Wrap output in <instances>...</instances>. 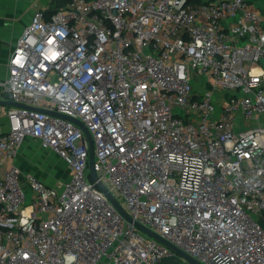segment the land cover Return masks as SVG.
Listing matches in <instances>:
<instances>
[{
  "label": "built area",
  "instance_id": "obj_1",
  "mask_svg": "<svg viewBox=\"0 0 264 264\" xmlns=\"http://www.w3.org/2000/svg\"><path fill=\"white\" fill-rule=\"evenodd\" d=\"M262 0H58L0 97V264H264ZM196 76L203 79L196 85ZM94 144L95 180L89 170ZM27 137L70 168L22 177ZM21 178L33 188L30 202Z\"/></svg>",
  "mask_w": 264,
  "mask_h": 264
},
{
  "label": "crops",
  "instance_id": "obj_2",
  "mask_svg": "<svg viewBox=\"0 0 264 264\" xmlns=\"http://www.w3.org/2000/svg\"><path fill=\"white\" fill-rule=\"evenodd\" d=\"M261 3L264 13V0ZM60 5L58 0H0V82L8 76L11 52L29 25L33 13L38 10L54 12ZM9 107L11 106L0 105V133L9 129ZM14 161L21 170L22 177L31 173L46 183L57 186H60L70 173L66 163L60 169L57 164H50L49 161L60 162V157L52 149L43 146L40 140L32 137L24 140ZM46 166V170L43 169Z\"/></svg>",
  "mask_w": 264,
  "mask_h": 264
},
{
  "label": "water",
  "instance_id": "obj_3",
  "mask_svg": "<svg viewBox=\"0 0 264 264\" xmlns=\"http://www.w3.org/2000/svg\"><path fill=\"white\" fill-rule=\"evenodd\" d=\"M262 62L264 63V59L262 60ZM0 105L3 106H19V107H27L25 104H21L15 101H11V100H4V99H0ZM52 114L61 116V117H66L69 118L75 122H77L86 132L89 140H90V156H89V171L90 174L92 175V177L95 180H98V176L97 173L95 171L94 168V144H93V139H92V135L91 132L89 131V129L80 121L71 118L69 116H66L65 114H60L57 112H51ZM99 186L108 194V196L110 197V199L115 203L116 207L125 215V217L127 219H129L130 221H133L136 226H138L141 230H143L144 232L148 233L149 235L163 241L165 244H167L168 246H170L171 248H173L177 253L182 254L183 256H185L190 262H192L193 264H203L202 262H200L199 260H197L196 258H194L193 256L189 255L188 253L184 252L183 250H181L180 248H178L177 246H175L174 244L170 243L169 241H167L166 239L162 238L160 235H158L157 233H155L153 230H151L149 227L143 225L140 222L134 221L131 216L125 211V209L121 206V204L118 202V200L115 198V196L109 191V189L107 188V186L103 183V182H98ZM176 260V256L173 257H169V258H164L161 261V264H166L170 261H175Z\"/></svg>",
  "mask_w": 264,
  "mask_h": 264
},
{
  "label": "rangeland",
  "instance_id": "obj_4",
  "mask_svg": "<svg viewBox=\"0 0 264 264\" xmlns=\"http://www.w3.org/2000/svg\"><path fill=\"white\" fill-rule=\"evenodd\" d=\"M196 81L197 82H195V84L196 85H202L203 84V79H202V77H200V76H196ZM50 162V164H52V165H55V164H57L56 166H58V168L60 169V168H62V166L63 165H65L64 164V162H63V160H61L60 159V162H53V161H49ZM48 166H46L45 168H43V169H45L46 170V168H47ZM57 168V167H56ZM53 169V168H52ZM86 176H88V173H89V170H86ZM31 174V173H30ZM69 175H70V173H69ZM21 184H22V187L24 188V190H25V192H26V195H27V201L28 202H30L31 201V199H32V196H33V188H32V186L28 183V182H26L23 178H21Z\"/></svg>",
  "mask_w": 264,
  "mask_h": 264
}]
</instances>
